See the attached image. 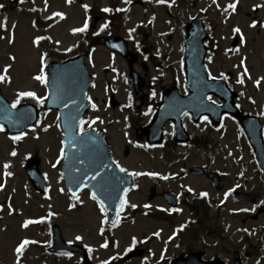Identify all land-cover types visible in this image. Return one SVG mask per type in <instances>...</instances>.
<instances>
[{
  "label": "rangeland",
  "instance_id": "rangeland-1",
  "mask_svg": "<svg viewBox=\"0 0 264 264\" xmlns=\"http://www.w3.org/2000/svg\"><path fill=\"white\" fill-rule=\"evenodd\" d=\"M34 1L45 5L46 13L59 10L64 14V22L47 32L52 45L45 43L39 46L36 38L44 32L30 26V18L25 10ZM3 2L4 14L0 15V75L5 77L0 80L3 94L17 106L30 102L20 96L21 92H34L36 98H44V105L48 95V65L44 56H48L49 63L53 58H58L49 53L52 46L59 51L74 46L77 41L73 29L83 28L86 15L80 5L66 4L68 0H23L19 4H11L10 0ZM230 4L236 5L234 10L230 11ZM187 5L186 16L178 10L177 0L173 5L174 10H169L168 18H175V27L180 31L174 37L173 48L169 49L172 55L165 64L166 82L183 78V62H180L183 28H179L176 22H188L202 11L207 15L212 29L208 45L213 50L207 58L210 73L214 77H226L230 85L241 93L239 103L242 108L264 118V79H261L264 77V0H188L183 6L184 10ZM257 6H260V11L255 19L253 10ZM248 12L252 14L251 17H247ZM165 16L162 13V17ZM140 19L144 20L134 7L125 27H133ZM5 20L6 29L2 28ZM237 28L239 32L235 31ZM236 36L242 39L240 45L233 49L231 43ZM95 60L98 77L92 96L97 98L98 110L93 116H99L101 125L110 128L109 141L127 170H134L139 175L155 171L161 177L159 181L143 177L138 183L139 186L129 195L123 220L115 228L112 227L114 240L108 241L101 231L108 227L105 225L106 213L92 198V192L87 190L73 200L66 191L60 169L64 156H61V149L64 152V134L58 111L45 110L38 122L18 140H14L15 136L6 133L0 126V185H3L0 188V264H83L80 254L62 256L48 252L53 242V224L61 227L67 241L85 245L96 264H108L114 258L117 259L116 264H167L171 257L186 253L189 246L202 252L204 259L218 256L230 262L233 253L238 251L249 252L246 264H264L261 257L264 250V215L243 223V218L247 216L239 211L249 208L253 212L252 206L225 196L238 184V178L243 173L245 178L252 177L253 192L264 182L259 168L253 164L249 146L246 144V151H242L239 127L232 120H227L223 130L215 132L204 120L199 126L190 125L189 129L194 137L200 136L202 141L210 140L211 148L203 145L194 147L192 144L172 147L169 142L173 126L169 125L166 127V145L145 152V140L137 135L139 127L134 125L137 118L131 112L135 110L132 89L128 84L115 83L123 108L109 109L104 86L112 81V75L107 70L110 59L104 48L97 50ZM118 61L122 68L124 63ZM161 72L152 74L157 76ZM37 76H43L44 80L36 79ZM241 78L243 83L239 82ZM258 80L259 85L256 83ZM37 102L33 103L39 107L41 102ZM129 117H132L131 122ZM134 145L137 149L132 147ZM126 147L133 148L129 157L123 155ZM13 152L16 154L13 155ZM30 158L41 161L40 170L48 181L45 194L40 193L29 180L26 167ZM206 165L224 176L226 184L221 191L206 177H194L187 173L191 166ZM167 190L179 199L189 196V199L185 198V206L172 211L162 196ZM200 190L210 197L206 216L208 230L202 228V233H199L198 224L192 223L194 213L188 206V203H192V196H196L193 194ZM261 195L262 202L264 192ZM133 204L136 207H132ZM25 221H30L26 227ZM238 229H247L251 233L249 243L244 241V233L238 232ZM193 232L195 237L192 236ZM178 233L180 236L176 238ZM77 236L82 239L77 240ZM25 239L30 243L21 253H17L16 248ZM222 246L227 252H223ZM137 247L143 248L145 255L124 261V254Z\"/></svg>",
  "mask_w": 264,
  "mask_h": 264
},
{
  "label": "water",
  "instance_id": "water-1",
  "mask_svg": "<svg viewBox=\"0 0 264 264\" xmlns=\"http://www.w3.org/2000/svg\"><path fill=\"white\" fill-rule=\"evenodd\" d=\"M206 37L202 29V32L194 35L192 41L189 42L190 49L186 58V69L192 82L202 80V111L199 113H211L215 117L216 113L212 112L208 104V95L211 93L223 94L224 89L213 86L218 81L207 79L208 73L204 65L206 48L203 44ZM84 58L85 56H81L67 62H54L52 64L49 82L50 97L47 108H58L61 111L67 149L63 175L69 192L76 196L85 187H91L108 209L110 222L114 223L126 193L125 189L129 188L130 183L129 179L122 175L115 165L104 134L100 135V139L92 140L90 134L78 132L79 123L87 115L89 107L87 90L92 78L84 64ZM230 105H232V99H230ZM221 111V109L218 111V116ZM224 111L225 109L222 112ZM37 116L38 111L32 105H23L18 109H13L8 100L2 96L0 89V123L5 126L8 132L12 134L22 133L25 128L35 123ZM165 121L166 118H159L157 122L155 120L156 124L154 122L155 125H158L159 134L162 132ZM253 121L256 129L253 130L249 126L248 131L264 167V143L260 135L261 126L256 119ZM243 124L246 125L245 120H243ZM182 139L186 140L187 138ZM153 141L160 142V138ZM38 165V159L31 160L28 173L34 184L44 192L46 183L38 171ZM191 171L203 173V170L200 171L197 168ZM209 177L213 178L219 186L222 185L217 174H210ZM54 229L55 246L51 249L52 251L64 253L75 250L82 251L86 258V264H91L82 247L65 243L60 228L55 226ZM209 264H221V262L217 260Z\"/></svg>",
  "mask_w": 264,
  "mask_h": 264
},
{
  "label": "flooded vegetation",
  "instance_id": "flooded-vegetation-1",
  "mask_svg": "<svg viewBox=\"0 0 264 264\" xmlns=\"http://www.w3.org/2000/svg\"><path fill=\"white\" fill-rule=\"evenodd\" d=\"M94 0L92 4L89 6L88 10L90 11L91 23H90V32L88 38L86 40L88 52H89V60L92 67H96V63L93 59L94 55V47L97 43L98 39H100L101 44L103 43V39L105 37H116L118 39L117 45H127L130 48V55L132 60V65L124 59L121 55L116 54L115 52H111L114 55V59H120L124 66L122 68L119 67L118 63L115 62L111 67V75L115 80V83H120L121 85H127L129 81L132 90L134 91L133 81L131 77L132 69L138 72L140 75L146 76L148 81V87L156 88L162 86V92H156L155 102L152 103L155 109L160 107L162 103L163 93L174 86V83L167 84L166 86L162 82L163 78L159 76H154L152 74L155 71H165V64L170 60V56L172 55V50L174 44L175 30H174V18L169 19L166 13L167 3L159 2V0H154L151 2H142L141 0H137L136 6L143 9L142 17L145 21H139L137 29L133 32H128L125 28V24L128 21V12L132 8L130 6L127 10L122 8V2L119 0ZM109 8L111 11L105 12L103 9ZM162 13H165L166 16L162 17ZM107 25L102 28V25ZM99 31L98 36H95V33ZM125 37L126 40L123 38ZM97 46H101L100 44ZM170 51V52H169ZM147 57V59H145ZM94 70V76L96 79V70ZM95 81V80H94ZM120 81V82H119ZM120 85V86H121ZM91 91H95L94 87L91 88ZM104 92L107 95V103L112 107L113 98L117 97L118 90L113 86L112 82L108 81L107 85L104 86ZM97 96V94H96ZM149 95L146 99V104L149 103ZM97 99V98H95ZM115 101L117 102L116 98ZM120 103V102H119ZM122 107L121 103L119 104L118 109ZM95 110V109H94ZM93 110V111H94ZM138 117L143 118V112H138ZM186 120L191 121L190 117H186ZM92 121V122H91ZM90 124L92 127H98L96 124L97 116H91ZM192 122V121H191ZM199 145H202V140L200 139ZM125 154V150H124ZM202 178V176H200ZM242 185L234 190L242 192H252L253 188L251 179H240L239 180ZM264 192V185H260L259 189L256 190V195L260 198L261 193ZM255 193V192H254ZM199 204L202 208V195L200 194L198 198ZM182 204L185 202L181 200ZM240 202V201H239ZM244 204H249L257 213L262 209L264 214V207L251 204L250 202H240ZM259 215V216H260ZM248 216H251L250 214ZM258 216V217H259ZM257 217V218H258ZM243 223H246V218H243ZM225 250V249H224ZM235 256V254H234ZM244 255L241 256L243 258Z\"/></svg>",
  "mask_w": 264,
  "mask_h": 264
},
{
  "label": "snow or ice",
  "instance_id": "snow-or-ice-1",
  "mask_svg": "<svg viewBox=\"0 0 264 264\" xmlns=\"http://www.w3.org/2000/svg\"><path fill=\"white\" fill-rule=\"evenodd\" d=\"M159 2L163 3V2H166V0H159ZM0 7H3V5H0ZM84 7L87 8L88 6L85 5ZM229 7H231V8L234 10L235 7H236V5H235V4H230ZM103 11H105V12H109V11H111V9H109V8H105V9H103ZM54 15L63 16L64 14H63V13H54ZM253 24H255V21L253 22ZM5 26H6V20H5ZM106 26H107L106 24H105V25H102V28H103V27H106ZM87 27H88V24H87V22H85L83 28L73 29V31H74V32H82V31H84L85 29H87ZM235 31H236V32H239L240 29L237 28V29H235ZM40 39H42V38H41V37H37V38H36L37 41H39ZM145 59H147V57H145ZM209 59L211 60V57H209ZM245 71H247V69H245ZM4 79H5V77H4L3 75H0V80H4ZM36 79L43 81V80H44V77H43V76H37ZM261 79H264V77H262ZM239 82H240V83H243V78H241V80H240ZM256 83H257V85H259L260 81L258 80V81H256ZM152 94L155 95L156 93L153 92ZM20 96H36V93H34V92H21V93H20ZM37 99L40 100L41 103H43V100H44L43 97H37ZM89 99H90V98H89ZM209 99H210V98H209ZM17 102H18V101H17ZM93 107H96V105L93 104ZM97 119H98V118H97ZM203 119H204L205 121H207V120H208V117H207V116H204ZM81 123H83V121H81ZM83 130H84V129L82 128L81 131H83ZM23 135H25V134H24V133H21L20 136H15V137H13V139H14V140H18V139H20ZM12 154L15 155L16 153L13 152ZM63 155H64V152H63V149H61V156H63ZM57 163H59V161H57ZM5 167H7V165H5ZM53 167H55V165H53ZM121 171H126V169L121 168ZM8 175H11V173H8ZM149 175H153V176H155V175H158V173H149ZM2 187H3V185H0V188H2ZM61 191H63V189H61ZM125 191H127V189H125ZM230 191H231V190H230ZM201 195H202V196H207L208 194H207L206 192H204V193H201ZM227 195H228V193H225V196H227ZM92 198H93V199H97V196H96V193H95V192L92 193ZM123 203H127V201L125 200V201H123ZM262 203H264V202H262ZM100 204H101V211H104L103 201H100ZM132 207H136V205L133 204ZM145 207H148V206L146 205ZM173 210L175 211L176 209H173ZM253 210H254V209H253ZM105 220H107V217H105ZM28 223H30V221H25V225H24V226L26 227V226L28 225ZM101 231H103V229H101ZM157 234H158V233H157ZM76 239H77V240H80V239H82V237L77 236ZM133 240L135 241V237L133 238ZM28 243H30V241H28L27 239H25L24 241H22V242L20 243V245L16 248V252H17V253H21L22 250L24 249L25 245L28 244ZM69 243H71V241H69ZM105 246H107V244H105ZM129 250H130V249H129ZM68 255H71V253H68Z\"/></svg>",
  "mask_w": 264,
  "mask_h": 264
},
{
  "label": "bare ground",
  "instance_id": "bare-ground-1",
  "mask_svg": "<svg viewBox=\"0 0 264 264\" xmlns=\"http://www.w3.org/2000/svg\"><path fill=\"white\" fill-rule=\"evenodd\" d=\"M19 159H20V157H19Z\"/></svg>",
  "mask_w": 264,
  "mask_h": 264
}]
</instances>
